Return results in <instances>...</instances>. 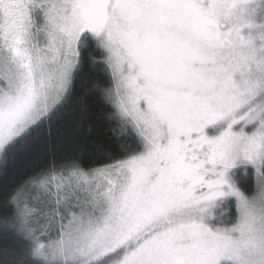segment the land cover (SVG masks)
Masks as SVG:
<instances>
[{
	"label": "snow or ice",
	"instance_id": "obj_1",
	"mask_svg": "<svg viewBox=\"0 0 264 264\" xmlns=\"http://www.w3.org/2000/svg\"><path fill=\"white\" fill-rule=\"evenodd\" d=\"M94 98L114 147L58 160ZM40 145L0 264H264V0H0V174Z\"/></svg>",
	"mask_w": 264,
	"mask_h": 264
},
{
	"label": "trees",
	"instance_id": "obj_2",
	"mask_svg": "<svg viewBox=\"0 0 264 264\" xmlns=\"http://www.w3.org/2000/svg\"><path fill=\"white\" fill-rule=\"evenodd\" d=\"M95 54V53H94ZM80 77L83 79L99 80L102 83H106L109 79L108 74L103 71L102 68H95L87 62L84 64ZM79 89V83L77 84V90ZM104 105L97 103L95 98L92 103V110L88 114L86 123L81 128L78 135L75 137L64 136L61 141H54L55 155L58 160L63 159L69 155L76 145L84 146L82 153L85 164L93 163L96 160L101 159L104 154V150L114 147V143L108 139V124L105 120L103 111ZM68 123L72 120L71 110L67 116ZM49 159V155L45 150L44 145H40L37 149L33 150V153L27 154L15 164L10 165L7 173L0 174V207H2L8 193L12 188L21 183L27 176L31 175L35 169L39 166H44ZM246 187V185L244 184ZM251 190V188L246 187ZM13 244L9 241L7 248L11 250ZM5 247V243L0 238V249ZM8 257L0 255V261H7Z\"/></svg>",
	"mask_w": 264,
	"mask_h": 264
},
{
	"label": "rangeland",
	"instance_id": "obj_3",
	"mask_svg": "<svg viewBox=\"0 0 264 264\" xmlns=\"http://www.w3.org/2000/svg\"><path fill=\"white\" fill-rule=\"evenodd\" d=\"M242 182L246 185V187H249V188L252 189V187H253V179H252L251 174L248 175V176L242 177ZM12 246L8 245V247H12Z\"/></svg>",
	"mask_w": 264,
	"mask_h": 264
}]
</instances>
